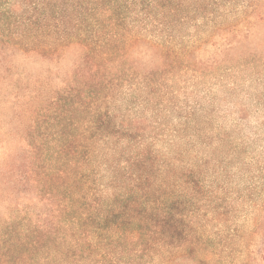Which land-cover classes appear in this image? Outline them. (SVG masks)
<instances>
[{"label":"trees","instance_id":"obj_1","mask_svg":"<svg viewBox=\"0 0 264 264\" xmlns=\"http://www.w3.org/2000/svg\"><path fill=\"white\" fill-rule=\"evenodd\" d=\"M71 51L0 264H264V0H0V69Z\"/></svg>","mask_w":264,"mask_h":264},{"label":"rangeland","instance_id":"obj_2","mask_svg":"<svg viewBox=\"0 0 264 264\" xmlns=\"http://www.w3.org/2000/svg\"><path fill=\"white\" fill-rule=\"evenodd\" d=\"M73 51L69 52L59 65L49 60L13 57L16 67L1 68L6 78L0 83V165L10 159L12 166H20L24 150L19 147V136L25 135L32 123L38 122V133L52 126L53 129V86L73 69ZM8 70V71H7ZM17 95L18 99H15ZM23 167V166H20ZM8 191L2 194L1 210L11 201ZM15 201V198L13 199ZM42 211L43 205L35 206Z\"/></svg>","mask_w":264,"mask_h":264}]
</instances>
